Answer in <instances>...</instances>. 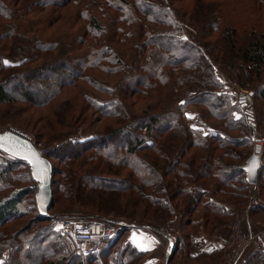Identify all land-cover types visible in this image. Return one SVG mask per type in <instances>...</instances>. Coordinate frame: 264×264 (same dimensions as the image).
<instances>
[{
	"label": "trees",
	"instance_id": "16d2710c",
	"mask_svg": "<svg viewBox=\"0 0 264 264\" xmlns=\"http://www.w3.org/2000/svg\"><path fill=\"white\" fill-rule=\"evenodd\" d=\"M180 1L0 0V104L23 100L29 106L45 107L63 89L77 86L89 106L114 118V124L121 122L107 134L75 133L54 141L49 150L45 146L43 156L52 167L48 217L60 216L52 207L55 186L61 182L55 179L49 156L60 154L63 143L82 147L65 158L86 164L87 188L76 190L75 196L83 194L82 202L90 204L89 193L98 199L96 192L101 196L136 192L152 206L149 213L156 215L148 223H180L175 246L184 241L192 245L199 229V202L206 208L201 218L209 233L231 216L225 204L203 198L208 193L205 187L209 184L224 194L236 182L245 190L243 166L251 154L250 130L259 122L248 116L250 106L235 98L232 102L220 92L219 74L249 91L252 104L256 105V98L264 99V26L260 29V21L253 18L246 24L237 16L234 7H245L247 0L196 1L189 12H183ZM253 2L264 9V0ZM69 6L74 10L67 17ZM254 107V115L260 116ZM235 111L240 113L238 119ZM117 134L127 140L118 144L113 159L115 147L103 141ZM139 152L145 153L148 164H142ZM123 168L130 171L125 180L113 178L114 171ZM76 174L77 170H67L63 181L77 188ZM30 179L19 160H0V264H140L143 252L124 237L125 230L82 254L75 252V242L55 232L51 220L38 214ZM15 181L25 184L15 186ZM162 192L166 197L160 196ZM99 208L100 203L87 211L106 219L110 211ZM25 217L32 219L14 233L2 228ZM183 227L191 230L181 234ZM55 244L60 247L52 248Z\"/></svg>",
	"mask_w": 264,
	"mask_h": 264
},
{
	"label": "rangeland",
	"instance_id": "374dc122",
	"mask_svg": "<svg viewBox=\"0 0 264 264\" xmlns=\"http://www.w3.org/2000/svg\"><path fill=\"white\" fill-rule=\"evenodd\" d=\"M196 1H202L204 3L212 4V3L229 1V0H181L177 4L182 5L181 9L183 10V12L185 11L189 12V9L193 10L195 8ZM246 2L247 5L245 7L237 6V4L236 7H234L237 10L236 11V14H238L237 16L240 17L241 19L240 18L239 19L246 24H249L248 22H250L252 18L257 20L258 22L260 21L259 27L260 29H263L264 9L258 8L257 3H254L253 0H247ZM73 10L74 7L69 6L64 12L65 16L69 17L70 12H72ZM205 50L208 53V49ZM218 68L220 67L216 65V69ZM94 76L103 77L98 73H95ZM219 76H220V80L222 81L220 92L229 95L232 102H234L235 99H238L239 101L242 100L243 106L244 105L250 106L251 114H249L248 116L252 118V121L259 122V125L255 124V126H252L250 130L251 147L250 149L247 148L248 154L249 153L252 154L255 148H259L260 150L259 153L260 169L258 172V178H257V182L254 184L247 183L245 190L240 189L239 184L236 182H233L230 187L225 188L224 185L218 183L216 178L215 179L210 178L213 184L216 183L219 187H222V189L225 188L226 189L225 193L224 194L219 193L217 188H211L210 185L207 184L206 186L209 187L208 188L205 187V189H207L208 193L203 198L205 199V197H207L209 198L210 201L216 200L218 201V203H221V205L225 204L224 206L229 211L228 213L231 216H229L228 220H226L227 218L226 219L223 218L224 221L221 222L222 224L219 223L218 225L220 226H218V228L215 229L214 231L219 230L226 226L228 227V235L224 240V242L222 243V247L219 248V252H217L215 255L208 256L205 259L203 258L201 260L200 259L190 260L188 257L180 256L173 259V264H228V256L232 251V248H229V246H233L232 244L233 236H231L232 235L231 225L234 222H237V224L239 222L238 231L241 232V234L244 236L240 238V247H243V251L239 260V264H253L254 259L255 262L258 260L257 264H264V254H263L264 251L263 253L261 252L264 249L263 248L264 245L262 246V248L260 246L261 244H264V210H261L262 208H264V167H263L264 166V99L256 98L255 101L257 102L255 105V102L254 104H252V97L250 95L251 97L250 102L249 103L245 102L241 94L242 93L251 94V93L247 90H243L237 87L236 84H231L227 82L220 74ZM111 77L115 78L116 76L112 75ZM261 77H262V82H264V71L262 72ZM116 79H114V82L117 81ZM28 84L33 85L32 83L29 82ZM81 85L84 87V84L80 82L79 86ZM85 89L90 90L92 93H95V91H93V88L91 87L86 86ZM16 90L22 92V90H20V88L17 86H16ZM82 98H83L82 95L80 96L78 93L77 86H71L63 89L61 93L54 99L52 105L45 107H35L33 105L29 106L28 104H26L27 102L23 100H19V102H13V103L2 102L0 104V130L3 131L13 130L21 134L22 136L29 138V140L33 143V145L38 149H40L41 152H43L44 154V152L47 151L45 146L48 149V147L52 145L54 141H62L67 137L74 135L75 133L77 135H90L91 133L107 134L110 130H112L113 127L116 126L117 128L121 126V122L120 123L115 122L116 124L115 125L112 121L114 118L112 119L107 117L106 115L99 114L98 111H96L92 106H89V104H87V102ZM254 106H256V108L258 109L260 116L262 114V119L259 120L260 116L257 114L258 115V120H257V115L256 114L254 115V111H255ZM190 110L191 108L189 107L187 109V112L191 113ZM139 114L141 116L140 118H142L143 116L141 115V112ZM234 114H235V118L238 119L240 113L235 111ZM75 124H79L76 130H74ZM231 133L235 134V131H231ZM123 140H127V138L123 136H118L117 134L116 136L107 138L106 140L103 141L104 143L106 142L105 144L109 142V145L111 144L112 146L115 147L114 152H112L113 154H110L113 159H116L118 154L117 146L119 143H122ZM81 149L82 147H80L79 145L73 146L68 143H63L60 146V150L62 151L58 152L60 154L49 156V159L53 163L54 171L56 170V172H54L55 179H57V183L61 182V186L58 185L55 186L56 197L52 207L54 211H60L59 213L60 216L46 218L51 220L55 232L66 234L56 226V224L52 221V219L89 216L91 215V212H88L87 209L95 208L99 203H100L99 209H102L103 211L104 210L110 211L109 215H106L107 218L119 222H124L127 224H133L132 227L134 230H137L138 229L137 227L144 226L148 228V226H150L149 229L157 230V232L160 233H163V231H168L171 234H175L179 231L180 223H178L177 221L170 223L168 225H166L165 221L159 222L160 224L158 225L148 223L149 220L155 221L154 219L156 215H154L153 212L151 213L152 215L149 213L150 210H152V206L147 205V203L142 201L140 196L133 191H122L107 196H101L103 195V193L96 192V194L99 195L98 199L96 198V196H93L95 194L89 193V196H91L92 198L90 204H85L84 202H82L83 194H81L79 198L78 195L75 196V193L76 190L77 193L78 192L80 193L85 191V189L87 188V185L84 184L85 181L84 176L86 169H83L86 167V164L85 165L82 164V166H80L78 165L77 162L72 163L71 161L73 159L71 160L67 157L65 158L66 154H68L71 157L74 156L79 151H81ZM194 150L195 149H191V152H193ZM144 155L145 153L142 152L137 153V156L141 159L140 161L142 162V164L146 165V163L148 164V162L144 160ZM83 156L85 155L82 154V157ZM0 160L6 162L7 160H9V156L0 151ZM236 160L237 159L231 161L235 162ZM20 162L27 169L29 178H31L29 167L27 166V164L23 161ZM69 169L77 170V174H76V178H77L76 181L78 182L77 188L75 185L68 186L69 184L63 181L66 178L65 173L67 174V170ZM20 171L22 172V170ZM17 172H19V170ZM127 172L130 171L126 168H123L121 170L116 169L114 171L113 178L114 177L119 179L122 178L125 180L126 178L125 176ZM261 174H262V181L259 182V176H261ZM15 182H16L15 186L25 184V182L24 183H20L17 181ZM29 186L32 189L33 200H34V194L36 190H35V182L32 179H30ZM165 192L166 193L168 192L167 188H165ZM160 196L166 197V194L162 192ZM254 200H256L257 206L252 208L251 205ZM172 203L173 206L174 204L179 205L178 202L176 203L172 202ZM199 203L197 204L199 205L197 207V210L200 211L197 217L199 219V229H196L195 235L197 234V231H201L203 234L209 233V230L205 228V226H203L204 219L202 222V218H201L206 208L201 207V202ZM144 205L149 207L146 208ZM89 211H94V210H89ZM95 212L96 211H94V213ZM115 214L118 215L120 214L121 216H116ZM93 216L91 215L89 217H93ZM95 218H100V217H95ZM31 219L32 217H25L24 220L8 222L2 228L9 231L10 233L11 231L14 233L15 231L19 230V227L22 224L26 223V221L29 222ZM174 224H177V226L175 228H171V225ZM189 224L191 226L193 225L191 223ZM134 230H131L130 232ZM190 230H191L190 227H188V229L183 227L181 228V231L179 233L183 234V231L187 232ZM188 234L191 235V232H188ZM128 235H129V231H126L124 237H126L129 240ZM68 237L73 241V243L75 242L70 235H68ZM57 245L59 244L53 245L52 248L57 249L58 247H60V246L57 247ZM73 247L75 248V252L79 254H82L84 250H88L90 248L89 246L84 247L78 242H75L73 244ZM179 253L180 255L182 254L181 252ZM22 264H28V263L24 262ZM169 264L171 263L169 262Z\"/></svg>",
	"mask_w": 264,
	"mask_h": 264
},
{
	"label": "water",
	"instance_id": "95a60500",
	"mask_svg": "<svg viewBox=\"0 0 264 264\" xmlns=\"http://www.w3.org/2000/svg\"><path fill=\"white\" fill-rule=\"evenodd\" d=\"M240 102L242 103V100ZM0 151L27 164L31 179L35 182L34 203L36 209L41 217L47 218L52 202L50 161L37 151L29 138L13 130H5L0 133ZM259 153V148H255L244 165L245 180L249 184L257 182L260 169Z\"/></svg>",
	"mask_w": 264,
	"mask_h": 264
},
{
	"label": "crops",
	"instance_id": "0c3cea01",
	"mask_svg": "<svg viewBox=\"0 0 264 264\" xmlns=\"http://www.w3.org/2000/svg\"><path fill=\"white\" fill-rule=\"evenodd\" d=\"M176 226L177 224L171 225V228H175ZM149 228L150 226H148V228L145 227V229L143 230H134L132 232H130L131 230H128V238L130 242L137 249L143 252L140 264H156L161 260H166L168 264L169 262L173 264V259L180 256L188 257L190 260H201L203 258L205 259L206 257L213 256L217 252H219V248L222 247V243L228 235V227L226 226L210 233L203 234L201 231H197V234L195 235V237H193L191 246L188 245L186 241L178 246H175L178 238V236H176V233H170L171 235L165 237L163 233ZM173 241L175 242V244ZM180 241L183 240L181 239ZM263 245L264 244L260 245L261 248ZM174 251H176V255L179 252H181L182 254L180 255L179 253L176 256L173 253ZM263 251L264 249L261 252L263 253ZM167 252L169 253L168 256Z\"/></svg>",
	"mask_w": 264,
	"mask_h": 264
},
{
	"label": "built area",
	"instance_id": "2783aa9c",
	"mask_svg": "<svg viewBox=\"0 0 264 264\" xmlns=\"http://www.w3.org/2000/svg\"><path fill=\"white\" fill-rule=\"evenodd\" d=\"M245 102H250L251 94H241ZM3 130H0V132ZM33 144V143H32ZM35 147V146H34ZM37 151L43 155L40 149L35 147ZM252 208L257 206L256 200L252 203ZM56 226L70 235L71 238L80 243L82 246H89L90 248L97 247L101 240L107 237L114 236L121 231L134 230L133 224H127L124 222L115 221L113 219L107 218H95L89 216L75 217V218H56L52 219ZM239 224V222H238ZM238 224L234 222L231 225L232 230V244L229 246L232 248L231 253L228 256V264H239V260L243 251V247H240V238L244 237L241 232L238 231ZM137 230L145 229L144 226L137 227ZM162 231V230H160ZM170 233L168 231H163V235L167 237ZM237 249V250H236ZM169 253L167 252V256ZM157 264H168L166 260H161Z\"/></svg>",
	"mask_w": 264,
	"mask_h": 264
},
{
	"label": "snow or ice",
	"instance_id": "6c2138e0",
	"mask_svg": "<svg viewBox=\"0 0 264 264\" xmlns=\"http://www.w3.org/2000/svg\"><path fill=\"white\" fill-rule=\"evenodd\" d=\"M5 63H8L7 61H5Z\"/></svg>",
	"mask_w": 264,
	"mask_h": 264
}]
</instances>
